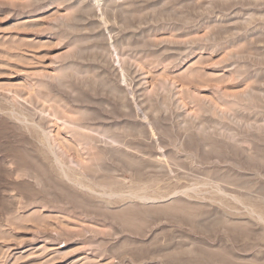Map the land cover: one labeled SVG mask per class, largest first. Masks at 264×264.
Returning <instances> with one entry per match:
<instances>
[{"label":"rangeland","instance_id":"rangeland-1","mask_svg":"<svg viewBox=\"0 0 264 264\" xmlns=\"http://www.w3.org/2000/svg\"><path fill=\"white\" fill-rule=\"evenodd\" d=\"M0 264H264V0H0Z\"/></svg>","mask_w":264,"mask_h":264},{"label":"bare ground","instance_id":"bare-ground-1","mask_svg":"<svg viewBox=\"0 0 264 264\" xmlns=\"http://www.w3.org/2000/svg\"><path fill=\"white\" fill-rule=\"evenodd\" d=\"M46 132V131H45ZM109 141V140H108ZM104 142V141H103ZM120 146V145H119ZM50 147V146H49ZM123 147V146H122ZM54 154H55V152H53ZM59 165V164H58ZM62 166V165H61ZM66 168V167H65ZM61 169V168H60ZM64 170V169H63ZM78 170V169H77ZM66 172V170L63 172V173H65ZM66 178V177H65ZM67 179V178H66ZM71 182V181H70ZM120 195V194H119ZM142 200H144V199H147V200H149V199H151V198H141Z\"/></svg>","mask_w":264,"mask_h":264}]
</instances>
